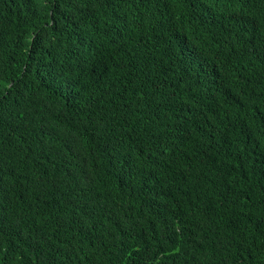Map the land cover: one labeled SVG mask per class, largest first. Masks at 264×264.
<instances>
[{
	"label": "trees",
	"instance_id": "trees-1",
	"mask_svg": "<svg viewBox=\"0 0 264 264\" xmlns=\"http://www.w3.org/2000/svg\"><path fill=\"white\" fill-rule=\"evenodd\" d=\"M0 264H264V0H0Z\"/></svg>",
	"mask_w": 264,
	"mask_h": 264
}]
</instances>
